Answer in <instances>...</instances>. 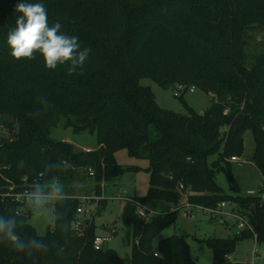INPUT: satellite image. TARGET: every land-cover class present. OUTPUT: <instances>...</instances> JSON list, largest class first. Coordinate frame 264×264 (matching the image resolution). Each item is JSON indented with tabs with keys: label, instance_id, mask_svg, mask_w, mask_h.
Instances as JSON below:
<instances>
[{
	"label": "trees",
	"instance_id": "1",
	"mask_svg": "<svg viewBox=\"0 0 264 264\" xmlns=\"http://www.w3.org/2000/svg\"><path fill=\"white\" fill-rule=\"evenodd\" d=\"M29 2H42L49 26L60 22L62 33L78 37L81 49L91 51L82 75H68L67 65L48 70L39 54L33 60L13 59L7 35L15 27L16 0H0V125L10 130L0 137V215L15 214L23 220L17 229L21 238L49 245L46 254L29 257L0 243V264H199L184 236L161 238L154 246L176 223L184 195L187 203L207 208L229 202L248 216L254 232L240 230L206 242L213 250L212 264H250L228 257L247 238L264 243V199L240 194L231 158L244 155V134L250 130L252 161L264 178V51L250 60L247 55L249 30L264 29V0ZM143 78L165 88L194 86L212 94V104L203 113L163 109L151 87L141 84ZM38 97L48 103L42 105ZM63 120L75 132L96 135L97 148L86 151L54 140L52 130ZM121 150L149 161L147 193L135 199L176 205L149 220L141 219L133 204L125 205L120 220L126 243L132 244L129 259L107 246L95 248L94 216H81L82 226L74 227L84 203L77 194L87 178L101 197L104 183L135 169L118 163ZM220 172L233 181L235 195H226L217 183ZM54 176L66 197L53 203L54 226L39 235L29 223L30 210L8 194ZM66 222L67 232L60 227Z\"/></svg>",
	"mask_w": 264,
	"mask_h": 264
},
{
	"label": "rangeland",
	"instance_id": "2",
	"mask_svg": "<svg viewBox=\"0 0 264 264\" xmlns=\"http://www.w3.org/2000/svg\"><path fill=\"white\" fill-rule=\"evenodd\" d=\"M264 51V29L253 27L249 30V45L247 55L249 60L253 55ZM141 84L151 87L158 104L166 110L179 114H187L188 107L203 113L212 104V94L195 88L194 92L188 89L183 96L178 92L177 86L165 88L152 78L141 79ZM10 130L6 125H0V137L9 136ZM52 138L57 141H66L75 144L78 149L84 147H96V135L85 132H75L71 127H65L64 120L52 130ZM158 133L152 129V139H156ZM244 155L237 162H233V175L240 188L241 195H247L249 190L255 191L258 196L264 198V178L252 161L255 142L250 130L244 134ZM117 161L125 168H135L128 170L124 175L104 183V190L101 198L94 196V181L90 178L83 183L81 191L77 194L84 201V213L91 218L94 216L96 236L105 238L104 246L115 249L123 259H129L132 253V244L126 243V227L120 220L123 209L130 198L145 196L149 187L150 174L146 171L149 166L147 159L135 158L128 155L127 151L121 150L116 154ZM216 156L209 158L213 161ZM217 183L223 188L226 195H235L234 183L230 177L220 172L216 176ZM186 195L180 202V215L175 224L165 228L163 232L154 240L157 246L161 238L171 235L184 236L190 245L191 256L199 264H212L214 261L213 250L206 242L212 237L231 238L240 229L237 225V218L226 216L222 220L205 210L190 208L193 215H188ZM148 210L154 213L168 211L176 208V205L166 201L149 200L145 204ZM234 207L230 204L226 210ZM29 223L36 229L39 235H45L49 228L54 226L53 203L48 206V215L41 219L31 216ZM257 248V254L254 250ZM259 253V254H258ZM234 263L264 264V243H258L255 238L250 237L238 243L235 252L228 257Z\"/></svg>",
	"mask_w": 264,
	"mask_h": 264
},
{
	"label": "clouds",
	"instance_id": "3",
	"mask_svg": "<svg viewBox=\"0 0 264 264\" xmlns=\"http://www.w3.org/2000/svg\"><path fill=\"white\" fill-rule=\"evenodd\" d=\"M13 11L18 14L15 27L7 35V44L13 59L33 60L39 54L48 70L67 65L68 75L83 74L91 50L81 49L78 37L62 33L60 22L49 26L48 12L42 2L16 0ZM38 100L42 105L48 103L45 98L38 97ZM65 197L63 183L54 176L46 184L33 182L27 195L23 197L22 204L30 210L32 217L39 220L48 215L50 204L62 202ZM22 223L23 220L15 214L0 215V243L10 246L17 252H23L29 257L37 252L46 254L49 245L43 240L34 237L21 238L17 229ZM60 227L65 232L70 230L68 222L62 223ZM58 251L63 252V248Z\"/></svg>",
	"mask_w": 264,
	"mask_h": 264
},
{
	"label": "built area",
	"instance_id": "4",
	"mask_svg": "<svg viewBox=\"0 0 264 264\" xmlns=\"http://www.w3.org/2000/svg\"><path fill=\"white\" fill-rule=\"evenodd\" d=\"M186 89H188V87H186L183 84H180L177 86V90L178 92H184ZM189 90L191 92L195 91V87L191 86L189 87ZM239 160L238 157H232L231 161L232 162H237ZM29 189H24L21 192H16V193H12V194H8L10 195V197L12 199H14L16 202H22L23 197L27 195V191ZM248 196H258V194L255 191L249 190L247 192ZM130 203L133 204L134 206L137 207V214L138 216L143 219V220H149L151 218L152 215H154V211L153 210H148L144 204H142L141 202H139L138 200L134 199V198H130L129 199ZM231 203L229 202H222L217 208H207V207H203V206H199V205H192L190 203H187L185 206L188 208V215H193V212L190 210V208H195L197 210H205L208 211L216 216H219L222 220L224 219V217L226 216H234L237 218V225L238 228L240 230H250L252 232H254L253 230V226L249 221V218L247 215L240 213L239 211L236 210L235 207H232L229 210H226V208L228 206H230ZM77 213L79 215V218H77L74 221V227L76 229H79L82 226V219L80 218L83 213H84V207L81 206L77 209ZM105 238L101 237V236H96L95 240H94V246L96 249H101L104 245L105 242ZM255 240H256V236H255ZM255 254H257V248L254 250ZM259 254V253H258Z\"/></svg>",
	"mask_w": 264,
	"mask_h": 264
},
{
	"label": "crops",
	"instance_id": "5",
	"mask_svg": "<svg viewBox=\"0 0 264 264\" xmlns=\"http://www.w3.org/2000/svg\"><path fill=\"white\" fill-rule=\"evenodd\" d=\"M66 141H68V140H66ZM95 148H97V146L96 147H84V148H81V149H83V150H86V151H90V150H93V149H95ZM103 190H104V187H103ZM95 196V195H94ZM96 197V196H95ZM97 198H101V197H97ZM264 199V198H263ZM169 210H173V208H170Z\"/></svg>",
	"mask_w": 264,
	"mask_h": 264
},
{
	"label": "water",
	"instance_id": "6",
	"mask_svg": "<svg viewBox=\"0 0 264 264\" xmlns=\"http://www.w3.org/2000/svg\"><path fill=\"white\" fill-rule=\"evenodd\" d=\"M147 148H148V146H145V147H144V149H147Z\"/></svg>",
	"mask_w": 264,
	"mask_h": 264
}]
</instances>
